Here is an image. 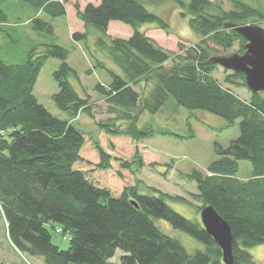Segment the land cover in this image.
<instances>
[{
	"label": "trees",
	"instance_id": "trees-1",
	"mask_svg": "<svg viewBox=\"0 0 264 264\" xmlns=\"http://www.w3.org/2000/svg\"><path fill=\"white\" fill-rule=\"evenodd\" d=\"M25 1L37 13L32 25L38 31H54L39 13L53 18L67 14L63 0ZM229 1V10L220 5L213 13L212 0H179L187 9L182 14L190 16L189 24L200 39L189 47L180 44L178 52L163 48L139 30L141 24L155 23L170 33L168 21L147 9L148 0H99L98 5L88 4L83 10L76 3L75 9L86 27L103 32L98 46L121 70L116 72L97 60L96 67L104 69L111 81L108 86L99 82L95 92L107 101L109 112L116 113L115 119L99 122L107 133L137 141L156 136L194 138L192 129L190 135L182 136L152 124L138 126L140 112L156 114L170 100L192 112L215 114L226 121L228 128L240 120L239 137L226 148L216 143L217 158L205 172L193 169L189 174L181 173V177L196 183L197 192L191 196L202 203L198 211L212 205L230 223L234 264H259L247 249L264 245V91L254 93L249 89L250 98H240L214 76L220 65L211 59L217 48L227 50L236 42L244 53L247 40L225 24L252 19L264 22V12L242 0ZM7 20L8 14L0 4V24ZM113 21L130 25L132 36L110 37L107 31ZM73 39L85 41L87 32H75ZM69 56L68 49L53 44L46 45L42 54L31 52L25 63L10 64L2 59L0 46V206L13 245L22 253L42 257L46 264H115L111 259L117 250L123 252L121 264H225L222 249L201 221L186 218L166 202H190L185 197L150 186L147 188L154 194H143L141 181L114 197L110 190L74 168L82 159L84 134L70 121L51 114L34 94L46 62L58 59L61 65L54 78L59 90L53 95L56 106L72 119L80 113L94 117L90 97H82L70 81L80 79L68 63ZM231 72L225 78L227 84L248 88L243 73ZM150 80L154 86L148 93L141 95L135 90ZM116 120H128V126L122 128ZM96 148L101 161L95 167L111 168L112 159L118 158L100 144ZM242 160L252 164V176L247 180L237 176ZM134 165L137 170L145 166L139 151L134 160L121 162L123 168L132 169ZM160 175L166 176L167 170ZM154 218L186 232L204 249L189 252L180 240L165 234ZM49 226L68 235L67 250L53 242Z\"/></svg>",
	"mask_w": 264,
	"mask_h": 264
},
{
	"label": "rangeland",
	"instance_id": "rangeland-1",
	"mask_svg": "<svg viewBox=\"0 0 264 264\" xmlns=\"http://www.w3.org/2000/svg\"><path fill=\"white\" fill-rule=\"evenodd\" d=\"M179 0H148L146 7L149 11L158 14L168 21L170 25V33L157 28L155 23L141 24L139 30L154 39L163 48L178 52L179 45L185 47L194 45L199 41L200 35L194 31L190 24V16H184L182 13L187 12L182 7ZM185 1V0H183ZM214 7L213 13L218 12L217 6L222 5L225 10L231 8L229 0H212ZM264 12V0H242ZM67 14L59 17H51L45 13H39L41 19L52 25L53 33H47L35 30L32 25L33 18L37 15L35 9L25 0H1L2 8L8 14V20L0 24V46L2 59L10 64L25 63L31 52L42 54L46 50V45L57 44L69 50L70 56L68 63L79 74V79L71 78L70 81L80 93L82 97L87 95L90 97L94 117L90 118L84 113L72 119L68 113L60 110L54 100L53 95L58 92L59 87L54 72L61 65V61L50 58L42 68L37 83L35 85L34 94L39 102L45 106L51 114L62 119L70 121L77 129H79L85 137V144L82 147L80 155L82 159L74 164V168L82 170L88 179L96 180L100 177V184L111 191L114 197H119L123 190L134 183V175L143 177V186L155 187L164 193L172 196H182L188 199V203L168 199L167 204L178 213L193 221H201L200 211L197 206L202 203L192 198L191 194L197 192V185L189 182L181 177V173L189 174L193 169L205 172L209 164L217 158L215 152L216 143L224 148L228 147L232 140L240 135V120L230 128L226 127V121L209 112L189 111L185 108L178 107L172 100L168 101L158 113L150 114L148 112H140L139 127L149 124L156 128L170 129L182 136H188L191 129L195 133L194 138H178L175 136H156L152 139L137 141L129 136H114L107 133L99 126V122H106L109 119H115L116 113L108 110L109 104L104 97L95 92V86L101 82L106 86L109 85L111 79L104 69L96 67L97 60H101L108 67L121 73V70L108 57L105 51L98 46V40L103 38L104 34L94 26H85L76 14L75 4L79 3L83 10L88 4L98 5L99 0H63ZM244 23V22H243ZM248 24H257L264 28V22L258 20H250ZM75 32H87V40L76 41L73 39ZM107 34L112 38L127 39L132 36L133 28L120 21L110 23ZM217 52H213L214 56H225L240 53V43L236 42L231 48L224 50L217 48ZM170 66L171 63H167ZM92 70L91 73H88ZM222 66H219L214 76L225 86L235 91L242 99L250 98V91L245 87L230 86L225 82L228 74ZM154 86L153 80L142 82L135 87L141 95L148 93ZM117 125L122 128L128 126V120H119ZM96 144L113 157L111 161L112 167L109 169L88 168L89 162L98 163L101 156L96 148ZM145 161L146 169L137 170L134 165L131 168H123L122 161H132L136 157V153ZM150 163H156L150 166ZM170 165V167H169ZM95 166V165H94ZM252 164L248 160L240 161V170L237 176L242 180H247L252 176ZM129 170L132 174L128 178L123 177V173ZM134 170V172L132 171ZM167 170V175L162 176ZM121 173V176L118 174ZM127 174V173H126ZM99 178V177H98ZM103 178V179H102ZM141 181V180H140ZM143 194H154L147 187L141 186ZM155 223L167 235L176 238L186 247L189 252L196 249H204V245L191 237L184 231L174 228L168 221L164 219L154 218ZM59 229V225H55ZM52 233L53 242L62 250L69 248L70 241L66 236L56 229L48 227ZM259 264H264V245H257L247 249ZM123 254L121 250H117L116 255L111 259L115 264H121L120 257ZM0 264H46L41 257L31 256L20 252L11 242L7 233V223L0 206Z\"/></svg>",
	"mask_w": 264,
	"mask_h": 264
},
{
	"label": "water",
	"instance_id": "water-1",
	"mask_svg": "<svg viewBox=\"0 0 264 264\" xmlns=\"http://www.w3.org/2000/svg\"><path fill=\"white\" fill-rule=\"evenodd\" d=\"M227 28H234L242 35L247 43L245 52L225 56H214L211 61L223 68L241 72L245 75L248 89L252 92L264 91V28L257 24H225ZM133 203L139 207L136 201ZM201 223L223 252L225 264H234L233 244L234 236L231 225L212 205L204 206L201 211Z\"/></svg>",
	"mask_w": 264,
	"mask_h": 264
},
{
	"label": "crops",
	"instance_id": "crops-1",
	"mask_svg": "<svg viewBox=\"0 0 264 264\" xmlns=\"http://www.w3.org/2000/svg\"><path fill=\"white\" fill-rule=\"evenodd\" d=\"M110 154V153H109ZM112 155H116V154H112ZM117 156V155H116ZM95 164H98V161H96V162H89V164H88V168L90 169V170H95L94 168H95ZM146 169V167H144L143 168V170H145ZM127 173V174H126ZM126 173H123V177H125V178H128V174H129V176L132 174L129 170H127V172ZM140 174V173H139ZM138 174V177L137 176H135L134 175V183L132 184V185H136V183L138 182V181H140L141 180V182H140V189H141V186L144 188H146L147 186L144 184V186H143V181L142 180H144V178L143 177H140V175ZM99 177V178H98ZM97 178H95L96 180H94L95 182V184L96 185H98V186H100V187H103L101 184H100V182H98V181H100L99 179H100V177H102L101 175L100 176H98ZM103 179V178H102ZM131 185V186H132ZM40 258V257H39Z\"/></svg>",
	"mask_w": 264,
	"mask_h": 264
}]
</instances>
